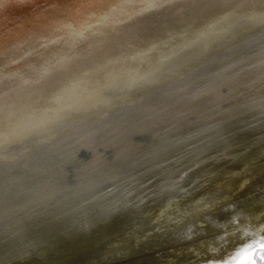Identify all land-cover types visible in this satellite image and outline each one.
I'll use <instances>...</instances> for the list:
<instances>
[{
  "label": "bare ground",
  "instance_id": "obj_1",
  "mask_svg": "<svg viewBox=\"0 0 264 264\" xmlns=\"http://www.w3.org/2000/svg\"><path fill=\"white\" fill-rule=\"evenodd\" d=\"M150 3L0 7V264H235L264 236V29L205 47L240 0Z\"/></svg>",
  "mask_w": 264,
  "mask_h": 264
},
{
  "label": "snow or ice",
  "instance_id": "obj_2",
  "mask_svg": "<svg viewBox=\"0 0 264 264\" xmlns=\"http://www.w3.org/2000/svg\"><path fill=\"white\" fill-rule=\"evenodd\" d=\"M127 3H131L132 0H126ZM248 0H240V3L237 4L236 8L232 11L225 13L224 15L219 17V23L223 25H229L228 28H223L219 32L214 33L212 28L204 29L199 33L198 41L202 40L205 41V47H210L213 37H219L230 31L231 22L233 21L234 17H239L240 20L247 22L248 24L259 28L264 29V11L256 12V11H249V12H240V9L245 7V4ZM5 0H0V7L3 6ZM261 3H264V0H261ZM157 4V0H151L150 6L154 7ZM214 27V26H213ZM3 140V134H0V141ZM116 207H113L109 211L114 210ZM244 259L250 258L249 254H241ZM264 258V256H262Z\"/></svg>",
  "mask_w": 264,
  "mask_h": 264
},
{
  "label": "clouds",
  "instance_id": "obj_3",
  "mask_svg": "<svg viewBox=\"0 0 264 264\" xmlns=\"http://www.w3.org/2000/svg\"><path fill=\"white\" fill-rule=\"evenodd\" d=\"M249 254L250 258L235 261V264H264V236L252 240L251 243L247 244L240 252L236 253V257L241 254ZM227 264H234V261H227Z\"/></svg>",
  "mask_w": 264,
  "mask_h": 264
}]
</instances>
